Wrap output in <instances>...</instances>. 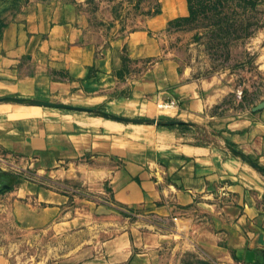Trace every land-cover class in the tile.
I'll return each mask as SVG.
<instances>
[{
  "label": "crops",
  "instance_id": "1",
  "mask_svg": "<svg viewBox=\"0 0 264 264\" xmlns=\"http://www.w3.org/2000/svg\"><path fill=\"white\" fill-rule=\"evenodd\" d=\"M142 10L112 27L102 0H0V157L107 173L111 202L146 218L132 264H264V109L217 113L212 83L170 55L184 0ZM9 173L0 222L70 235L54 195ZM6 243L0 227V264H20Z\"/></svg>",
  "mask_w": 264,
  "mask_h": 264
},
{
  "label": "rangeland",
  "instance_id": "2",
  "mask_svg": "<svg viewBox=\"0 0 264 264\" xmlns=\"http://www.w3.org/2000/svg\"><path fill=\"white\" fill-rule=\"evenodd\" d=\"M159 1L102 3L109 8L113 27L126 13L140 18L145 5L146 16L157 13ZM184 4L187 14L167 26L165 43L170 55L191 71L200 85L212 83L213 102L215 106L221 104L217 113L223 108L230 109L233 115L244 109L253 113L263 110L264 0H184ZM220 97L223 99L217 103ZM0 164L10 169L6 177L35 180L39 188L49 190L54 195L50 199L53 203L44 202L71 219L70 235L66 236H60L57 228L54 234L32 233L18 229L12 220H1L12 260L20 264L139 262L136 257L144 249L135 239L143 237L146 218L111 202L112 185L107 173L97 176L95 170L86 168L87 164L78 162H58L51 168L36 169L28 161L20 164L0 157ZM96 210L102 217L95 218ZM133 229L137 232L132 233ZM112 240L115 242L110 245Z\"/></svg>",
  "mask_w": 264,
  "mask_h": 264
},
{
  "label": "water",
  "instance_id": "3",
  "mask_svg": "<svg viewBox=\"0 0 264 264\" xmlns=\"http://www.w3.org/2000/svg\"><path fill=\"white\" fill-rule=\"evenodd\" d=\"M149 123H153V124H167V123H162L156 119H152L151 121H148Z\"/></svg>",
  "mask_w": 264,
  "mask_h": 264
},
{
  "label": "built area",
  "instance_id": "4",
  "mask_svg": "<svg viewBox=\"0 0 264 264\" xmlns=\"http://www.w3.org/2000/svg\"><path fill=\"white\" fill-rule=\"evenodd\" d=\"M172 104H173V103L165 104V105H160L159 107H160V108H163V107H164V108H167V107H169V105H172Z\"/></svg>",
  "mask_w": 264,
  "mask_h": 264
}]
</instances>
